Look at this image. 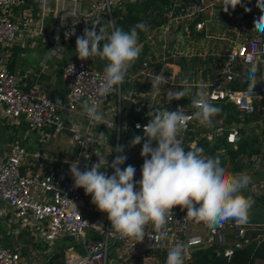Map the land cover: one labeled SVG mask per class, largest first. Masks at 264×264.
I'll use <instances>...</instances> for the list:
<instances>
[{
  "label": "built area",
  "instance_id": "obj_1",
  "mask_svg": "<svg viewBox=\"0 0 264 264\" xmlns=\"http://www.w3.org/2000/svg\"><path fill=\"white\" fill-rule=\"evenodd\" d=\"M25 1L0 0V50L9 51L17 44L23 28L14 9ZM34 1L47 10L48 0ZM122 2L56 0L51 55L61 57L67 44L76 47V39L86 27L96 25L97 30L103 28L106 35L110 34V22L115 21L112 11ZM242 4L224 12L218 0H169L162 7L160 21L156 10H147L135 23L148 26L147 31L137 30L141 53L128 70L124 84L107 96L98 93L104 68L93 66L94 59L81 61L76 56L65 62L62 76L67 92L62 104L45 94L39 82L21 88L20 77L0 66V125L23 119L41 133V140L62 133L74 147V151L53 157L17 141L0 143V217L6 227H13L14 234L26 231L33 243L47 249L59 242L63 264H166L168 249L176 243L187 246L185 264H193L195 252L208 248L214 256L230 259L236 248L248 242V230L264 228V205L259 204L264 195V62L258 66L255 81H249L245 70L250 66L249 54H260L264 60V34L254 29L262 9L257 0H242ZM245 7L250 11L245 12ZM157 76L164 77L159 90L152 87ZM185 78L193 86V95L203 87L221 112L211 127L190 120L182 134L183 146L186 150L202 148L207 156L220 154L230 172L250 175L252 182L244 194L258 205L250 210L246 223L229 220L211 227L207 221L187 217L186 209L176 206L173 219L166 225V243L156 242L147 234L138 243L121 239L111 230L107 214L91 203L82 188L74 187L70 166L79 163L83 171L99 161L101 167L111 165L117 155L111 148L121 145L122 136L126 140L131 133L143 136V126L150 120L148 114L154 110L182 108L186 116H191L195 111L191 96L167 100V91L182 90ZM252 84L256 86L249 93ZM85 101L98 105L104 117L102 123L89 120L82 107ZM137 124L141 128L137 129ZM257 124L262 130L261 150L239 153L234 161L240 169L231 170L229 151H236L242 134L249 136ZM241 129H245L242 134ZM143 143L131 146L130 140L123 152L127 165L121 167L132 165L135 181L141 179ZM253 212L263 215L261 223L251 215ZM149 235H155L151 228ZM66 238L70 244H65ZM263 239L257 237L256 242ZM0 264L31 263L18 249L0 245Z\"/></svg>",
  "mask_w": 264,
  "mask_h": 264
},
{
  "label": "clouds",
  "instance_id": "obj_2",
  "mask_svg": "<svg viewBox=\"0 0 264 264\" xmlns=\"http://www.w3.org/2000/svg\"><path fill=\"white\" fill-rule=\"evenodd\" d=\"M218 2L224 12L243 6L242 0ZM257 6L261 7L262 14L256 18L254 29L264 34V0H257ZM244 10L250 11L247 7ZM110 23L113 26L108 35L104 34L103 28L97 30V26L93 25L91 29L86 27L83 35L76 39V52L81 61L96 58L107 61L103 83L98 89L101 96L117 91L124 84L128 70L142 50L137 30H148L143 22L129 31L115 26L114 22ZM262 62L260 54H249L250 66L245 67L249 81H255ZM163 82L164 77L157 76L152 87L159 90ZM255 86L252 84L248 92L254 91ZM181 88L179 91L169 89L167 100L171 102L191 96L190 103L195 109L193 114L186 116L182 108L176 111L154 110L148 114L150 120L143 126L144 135H137L131 140V146L144 140L140 153L144 162L139 181L134 180L136 169L132 165L121 168L127 160V156L123 155V145L111 148V152L117 153L111 165L107 163V167L113 169L112 175L102 171L100 161L93 164L90 170L85 167L82 171L79 163L70 166L74 187L82 188L85 195L91 196V203L107 214L111 230L121 239L138 243L147 234L156 242L166 243L169 239L166 225L173 219L176 206L186 209L187 217L197 222L207 221L210 227L229 220L246 223L249 219L254 200L244 195V190L252 182L251 176L230 172L223 165L220 154L207 156L202 148L186 150L183 146L182 134L190 120L211 127L221 109L210 101V95L203 87L193 95V86L187 78L181 81ZM82 107L89 120L103 122L104 117L96 103L85 101ZM136 127L139 129L141 125ZM150 228L154 230V236L149 235ZM187 251L184 243H176L168 249L166 264H185Z\"/></svg>",
  "mask_w": 264,
  "mask_h": 264
},
{
  "label": "crops",
  "instance_id": "obj_3",
  "mask_svg": "<svg viewBox=\"0 0 264 264\" xmlns=\"http://www.w3.org/2000/svg\"><path fill=\"white\" fill-rule=\"evenodd\" d=\"M168 1L169 0H163L148 9L150 11L156 10L158 12L156 15L157 21L162 20L160 12L162 11V7L166 5ZM56 8V0H48V7L45 11L39 7L38 1L29 0V6H20L14 9V15L20 22L23 32L20 34L17 44L11 50H0V66L6 67L20 77L19 84L21 88L24 89L32 85L34 82H39L41 90L45 94L57 104H62L67 92V86L62 76L63 66L65 62L74 60L77 56V52L75 46L67 44L64 45L61 57H59V55H51L50 49L53 47V40L50 33L57 24ZM222 21L227 22L228 24L226 19L223 18ZM226 26L228 27V25ZM98 60L99 58L94 59V62L92 63L93 66L96 67L95 61L98 62ZM41 137V133L30 127L23 119H20L15 123H3L0 125V143L17 141L29 148H40L53 157L63 154L66 151H74L70 139L65 134L61 133L55 136L50 135L45 140H41ZM41 144L42 146H40ZM255 204L258 205L256 200ZM256 206L254 205V207ZM2 207L3 203L0 202V208ZM257 215L259 218L256 219V221L261 223L259 220L263 215L256 214L254 217L257 218ZM0 222L5 225L4 235L13 238L21 235L30 237L26 231L14 234L15 230H13V227L10 229L7 228L2 217H0ZM66 239L71 243L70 239ZM33 244L32 250L28 248L20 249L16 248V246L14 248L18 249L24 259L31 264H63L62 259L64 255L60 250L56 253H51L48 256L47 250L49 249L43 247L41 243ZM0 245L8 246L1 234ZM39 245L42 246L43 253L45 254L42 261L39 256L40 250L35 249L36 247L38 248ZM255 264H264V262H257Z\"/></svg>",
  "mask_w": 264,
  "mask_h": 264
},
{
  "label": "trees",
  "instance_id": "obj_4",
  "mask_svg": "<svg viewBox=\"0 0 264 264\" xmlns=\"http://www.w3.org/2000/svg\"><path fill=\"white\" fill-rule=\"evenodd\" d=\"M163 0H123L122 4L115 8L112 13L115 17V26L129 31L135 26L142 17L145 16L146 11ZM245 129H241V133H244ZM245 138L239 143L236 151L230 152L231 170L240 169V164L234 161V158L239 153H244ZM250 154V152H248ZM259 204L264 205V195L259 199ZM249 240L246 244L236 248L230 259H225L221 256H214L211 249H204L195 252L193 264H255L257 262H264V239L259 243L256 242L257 237L264 236V228L257 227L247 231Z\"/></svg>",
  "mask_w": 264,
  "mask_h": 264
},
{
  "label": "rangeland",
  "instance_id": "obj_5",
  "mask_svg": "<svg viewBox=\"0 0 264 264\" xmlns=\"http://www.w3.org/2000/svg\"><path fill=\"white\" fill-rule=\"evenodd\" d=\"M102 25L105 26L106 25V21H103L102 22ZM106 33V31L104 32V34ZM106 35V34H105ZM101 43H104L103 41ZM96 67H101V68H104L107 61H101L100 59L98 60V62H96ZM238 88L239 89H242L243 86L241 85H238ZM262 130H261V125L257 124L254 128H252V132H250V135L249 136H244L242 133V138H245V143H244V148H245V151H243L244 153H252V152H258L261 150L262 148V144L260 143V139H261V135H262ZM135 137V135L133 133L130 134V138L128 140L125 139L124 136H122V139H121V145L124 146V148L126 147H129L127 146L129 141L132 140L133 138ZM142 143L144 142V140L141 141ZM42 146V144L40 145ZM44 147V146H43ZM127 165V161H125V163ZM123 169V167H121ZM102 171H106L108 175H112L113 174V169L111 167H107V165L105 166H102L101 167ZM246 196H248L247 194H244ZM91 197V196H90ZM254 200V199H253ZM254 205L256 206L257 204H255V200H254V204H253V207ZM253 207L251 208V210H253ZM251 215L256 216V214L253 212L251 213ZM255 218V217H254ZM258 215H257V218L255 219H258ZM262 222V220H259ZM4 232H5V225L3 223L0 222V234L2 235L4 241L6 242V244L12 248H14L16 246V248H28V249H31L33 248V242L31 241V238L26 236V235H21L19 237H16V238H13L11 236H7V235H4ZM65 244H70V241L69 240H65L64 241ZM3 243V242H2ZM1 243V244H2ZM3 246V245H1ZM7 246V247H8ZM36 246V245H35ZM35 249H39L40 250V253H39V256L41 258V261L43 259V257L45 256V254L43 253V248L41 245L38 246V248L36 247ZM45 250V248H44ZM61 250V246H60V243H56L54 247H51V250H47V254L49 256V254L51 253H56L57 251ZM58 254V253H57ZM59 255V254H58ZM44 261V260H43Z\"/></svg>",
  "mask_w": 264,
  "mask_h": 264
},
{
  "label": "water",
  "instance_id": "obj_6",
  "mask_svg": "<svg viewBox=\"0 0 264 264\" xmlns=\"http://www.w3.org/2000/svg\"><path fill=\"white\" fill-rule=\"evenodd\" d=\"M22 7H26L29 6V0H26L25 3L23 5H21ZM91 28V27H90ZM23 173L21 172L20 175H22Z\"/></svg>",
  "mask_w": 264,
  "mask_h": 264
}]
</instances>
